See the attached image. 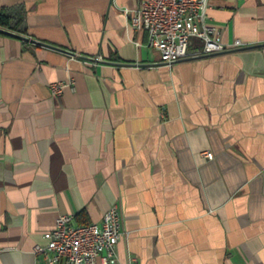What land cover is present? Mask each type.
<instances>
[{"label": "crops", "instance_id": "crops-1", "mask_svg": "<svg viewBox=\"0 0 264 264\" xmlns=\"http://www.w3.org/2000/svg\"><path fill=\"white\" fill-rule=\"evenodd\" d=\"M138 1L0 0L19 33L107 61L0 32V264H47L58 215L112 205L110 264H264V44L162 62ZM205 19L264 43V0H207Z\"/></svg>", "mask_w": 264, "mask_h": 264}, {"label": "built area", "instance_id": "built-area-1", "mask_svg": "<svg viewBox=\"0 0 264 264\" xmlns=\"http://www.w3.org/2000/svg\"><path fill=\"white\" fill-rule=\"evenodd\" d=\"M207 0H139L129 23L147 33V43L165 63L208 53H218L242 46L239 39L226 44L217 27L205 19ZM202 47L189 51L192 39ZM100 58V57H97ZM65 82L49 83L51 92L59 95ZM204 156L212 158L210 151ZM120 214L110 206L99 221L75 223L72 215L60 214L53 227L42 233L44 244H36L34 252L42 254L47 264H110L116 259V243L120 236Z\"/></svg>", "mask_w": 264, "mask_h": 264}, {"label": "water", "instance_id": "water-1", "mask_svg": "<svg viewBox=\"0 0 264 264\" xmlns=\"http://www.w3.org/2000/svg\"><path fill=\"white\" fill-rule=\"evenodd\" d=\"M0 32L8 34V35H11V36H14V37H17V38L22 39L24 41L32 42V43L37 44V45H41V46L49 47V48H52V49H56V50H59L61 52H64V53L72 55V56L81 57V58L92 60V61H96V62H107L104 59H99L97 57L86 56V55H83L81 53H77V52H75L73 50L66 49V48H63V47H59V46L47 43L45 41L30 37V36H28L26 34L15 32V31H12L10 29H7V28L1 27V26H0ZM263 44L264 43H262V44H253V45H245V46H241L239 48L258 47V46H261ZM225 51H227V50H225ZM225 51H221V52H225ZM212 54H215V53H208V54H201V55H197V56H190V57L182 58V59H179V60L190 59V58L201 57V56L212 55ZM179 60H176V61H179Z\"/></svg>", "mask_w": 264, "mask_h": 264}, {"label": "trees", "instance_id": "trees-1", "mask_svg": "<svg viewBox=\"0 0 264 264\" xmlns=\"http://www.w3.org/2000/svg\"><path fill=\"white\" fill-rule=\"evenodd\" d=\"M21 23H22V17L20 15L18 17H14L6 10L0 12L1 26L23 33L24 29L21 27ZM82 223H89V222L86 221Z\"/></svg>", "mask_w": 264, "mask_h": 264}]
</instances>
